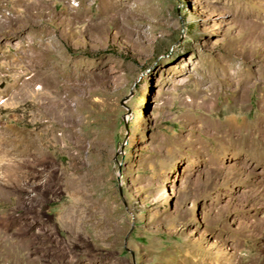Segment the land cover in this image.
<instances>
[{
	"label": "rangeland",
	"instance_id": "obj_1",
	"mask_svg": "<svg viewBox=\"0 0 264 264\" xmlns=\"http://www.w3.org/2000/svg\"><path fill=\"white\" fill-rule=\"evenodd\" d=\"M257 121L264 0H0V264H264Z\"/></svg>",
	"mask_w": 264,
	"mask_h": 264
},
{
	"label": "bare ground",
	"instance_id": "obj_2",
	"mask_svg": "<svg viewBox=\"0 0 264 264\" xmlns=\"http://www.w3.org/2000/svg\"><path fill=\"white\" fill-rule=\"evenodd\" d=\"M230 129V128H229ZM258 129V132H260V135L262 136L261 137V140L263 141L262 143H264V125L262 124V123H260L259 121H257V123L254 125V126H251V132L253 131V132H255L256 130ZM237 130V129H236ZM239 130H241V129H239ZM242 132V131H241ZM231 133V132H230ZM229 133V134H230ZM239 133V132H238ZM243 133V132H242ZM229 134H226V135H229ZM237 134V133H236ZM247 134V133H246ZM254 134V133H253ZM243 135V134H242ZM248 135V134H247ZM235 136V135H234ZM239 136V135H238ZM230 137V136H229ZM236 137V136H235ZM234 137V138H235ZM252 137V136H251ZM250 137V138H251ZM233 138V139H234ZM237 138L238 137H236V139H234L235 141H237V142H239V140H237ZM250 138L247 140L246 139V137H245V141L246 142H243V143H245V144H248L249 142H253L252 140H250ZM256 138V137H255ZM230 139V138H229ZM260 139V138H259ZM17 140L20 142H18L19 144H21V152H23V153H25V152H28L27 151V146L29 147V145H27V144H29L30 143V138L27 136V134H25V133H23V132H20V133H18V136H17ZM230 141V140H229ZM242 141H243V139H242ZM242 141H241V143H242ZM236 143V142H235ZM239 144L241 147L244 145V144ZM238 144V143H237ZM31 145V144H30ZM19 148V147H18ZM30 151V150H29ZM19 152V151H18ZM244 152V151H243ZM22 154V153H21ZM1 192V191H0ZM2 194L3 193H7L6 191H2L1 192ZM4 223V222H3ZM2 224V223H1ZM15 222H9V224H8V226H9V228H14V227H16L15 225ZM13 231V230H12ZM19 233V234H18ZM17 235H19V236H22V235H26V233L24 232V231H22L21 230V228H20V230H18V232H17ZM37 250V249H36Z\"/></svg>",
	"mask_w": 264,
	"mask_h": 264
}]
</instances>
